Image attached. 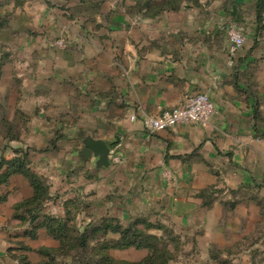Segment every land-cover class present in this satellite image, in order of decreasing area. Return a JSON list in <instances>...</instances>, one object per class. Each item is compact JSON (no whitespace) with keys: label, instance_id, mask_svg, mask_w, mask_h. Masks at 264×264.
Wrapping results in <instances>:
<instances>
[{"label":"crops","instance_id":"obj_1","mask_svg":"<svg viewBox=\"0 0 264 264\" xmlns=\"http://www.w3.org/2000/svg\"><path fill=\"white\" fill-rule=\"evenodd\" d=\"M254 5L183 1L178 10L155 16L134 10L132 0L11 5L9 28L0 34L6 41L0 42V60L7 58L0 91L7 106L26 117L22 142L12 143L47 149L55 142L29 157L50 196L38 217L15 210L33 195L26 178L12 175L4 189L0 264H38L40 249L58 246L41 226L43 214L72 218L79 230L103 218L124 223L147 217L174 232L198 233L205 260L211 249L225 258L230 252L220 249L253 234L259 209L238 197H264V28L256 31ZM225 21L245 27L231 64ZM58 40L66 47H56ZM198 92L214 105L207 126L143 128V117ZM86 137L115 150L120 163L109 155L108 166L97 167V158L80 156ZM207 190L222 200L203 206Z\"/></svg>","mask_w":264,"mask_h":264},{"label":"rangeland","instance_id":"obj_2","mask_svg":"<svg viewBox=\"0 0 264 264\" xmlns=\"http://www.w3.org/2000/svg\"><path fill=\"white\" fill-rule=\"evenodd\" d=\"M22 1L24 2V0H0V25H4V29H2L3 31L9 28L10 15L12 13L11 9L13 8L11 5H14V7H21ZM30 1L32 2L33 0ZM232 14L233 13L231 12V15ZM229 23L231 22H224V28H222L223 32ZM2 30H0V34ZM0 42L5 43L6 41L1 38ZM54 45L56 46L55 43ZM6 60L7 58H3V56L0 60V77L2 75L1 68L5 62H7ZM4 101L5 93L0 91V158L8 161L6 156L8 154H13V158L17 157L25 159L26 157L29 158L32 156L33 153H39L46 150L26 148L24 145L12 143V141H16L17 143L22 142L25 133L21 129L24 128L26 117L23 115H16L13 109L9 108L7 102ZM15 125L16 127L18 126L17 129L15 128ZM54 142L55 141L50 144L51 148L47 147V151L53 148ZM7 186L8 185L6 184L0 188V196L4 195L5 199L8 196V194H4V191H6L4 189H6ZM214 193L215 190L212 192L207 190L205 192L207 199L203 202V206H206L213 199L216 201L222 200L220 195L216 197L213 196ZM230 194L232 197L235 196L233 195V191H230ZM238 199L241 200V202L244 200L248 201L249 199L257 205L259 209L257 224L254 228L253 234L250 236L245 235L232 247L220 249L222 252H230L228 255L227 253L223 254L225 258H222V261L221 259L218 260L216 257L218 255V258H221L220 254H217L215 251L217 249L209 250V260L202 259L203 253L196 243L197 237H199L198 233H195L194 235H185L183 229L180 227L174 232L172 228H169L160 222L159 224L163 227L161 230L152 227L147 228V223H151V225H153V223L147 217H139V220L131 219L130 221L119 223L124 227L123 229L126 230L128 237L137 238L140 235H146L159 238V241L152 240L147 242L145 246L149 248L137 249L135 247H128L124 249H112L109 252L108 249L106 253L108 252L109 257L111 258L110 261L105 259V255L107 254L105 253L104 245L97 244L95 240H92V243H90L89 246L86 245V248L81 250L75 248L74 250H71L72 252H70L68 256L62 255L63 253L61 252H50L48 258H42V261L38 264H147V262H149V264H152V262L153 264H264V197L260 196L259 192H257L256 195L251 197L240 195ZM220 203L224 202L221 201ZM226 204H231V202L228 200V203ZM140 219L145 220L146 223L142 224ZM98 224H100L99 221L92 225ZM189 231L190 230H187V232ZM112 235L113 236L109 235L107 239L110 240L111 237L113 238L112 242H114L116 241L117 236L114 234ZM246 239L247 241H245ZM98 240V243H102L105 239L101 241L102 238H98ZM131 242H134V240ZM56 248H58V246L50 249ZM246 250H248L247 253ZM169 254L171 255V258L168 257ZM146 259L150 261H145Z\"/></svg>","mask_w":264,"mask_h":264},{"label":"trees","instance_id":"obj_3","mask_svg":"<svg viewBox=\"0 0 264 264\" xmlns=\"http://www.w3.org/2000/svg\"><path fill=\"white\" fill-rule=\"evenodd\" d=\"M132 1L134 2V6H133L134 10L141 11L142 9H145L148 15L155 16L156 14L162 11L178 10L183 1H191L195 3L197 0H161L160 2H154L152 0H132ZM254 7L256 12V25H257L256 31H261L264 28L262 25L264 0H255ZM3 26L2 24L0 25V30L4 29ZM255 119L259 120V116L256 115ZM46 151L47 149L43 150L42 152H46ZM29 165H30V161L28 157H26L25 159L16 157L8 161L0 158V188L8 184L9 178L12 175L19 174L22 175L24 178H26L30 187L33 190V195L28 200L23 201L22 203L17 205L15 207V210L17 211L20 209H24L25 212L28 213L30 218H32L33 220L34 217L36 218V216L38 217L40 215V212L44 208V203L50 199V196L48 193V186L46 185L45 180L41 176H38L37 174L32 172ZM201 195L206 197L205 192ZM4 197H5L4 195L0 196V203L5 200ZM207 205H209V203ZM41 216L43 218V221L41 222V226L44 227L47 231V234L58 243V248L56 249H40L38 251V254L42 258L44 257L48 258L50 252L52 253L61 252L63 253L62 255L68 256L70 252H72L71 250H74L75 248H78L80 250L84 249L86 248V245L89 246L92 240H95L97 244L100 245L103 244L105 253L108 249L109 252L112 249H124L128 247H135L137 249L149 248L145 246L147 242H150L152 240L159 241V238L155 236L150 237L146 235L143 236L140 235L141 237L139 236L137 238L128 237L126 234L127 233L126 230L123 229L124 227H122L119 221L115 218H103L99 222L100 224L92 225V227L86 226L83 229L79 230L74 226L72 218L69 217L59 218L47 214H43ZM136 220H139V218ZM140 221L142 222V224L146 223V221L143 219H140ZM146 227L147 228L152 227L158 230L163 229V227H161L160 225H154V224L151 225V223L150 224L147 223ZM112 234L117 236V239L114 242H112L113 238L111 237L110 240L107 239L109 235L113 236ZM98 238H102L101 241L105 239L103 241L104 243L103 242L98 243L99 242ZM132 240H134V242H131ZM108 252L106 253L107 255H105V259L111 261ZM216 253L218 254V252ZM168 257L171 258V255L169 254ZM216 257L218 260L221 259L222 261V258H218V255ZM147 259L145 261H150ZM122 264H127V263H122ZM147 264H149V262H147Z\"/></svg>","mask_w":264,"mask_h":264},{"label":"built area","instance_id":"obj_4","mask_svg":"<svg viewBox=\"0 0 264 264\" xmlns=\"http://www.w3.org/2000/svg\"><path fill=\"white\" fill-rule=\"evenodd\" d=\"M224 28V26L222 27ZM225 37L229 42V57L231 58L243 46L245 40V27L242 24L229 23L224 30ZM59 48H65L63 40L55 42ZM214 114V105L207 93L198 92L186 98L184 104L163 110L154 117H143L142 125L148 132H158L171 130L178 126L200 125L207 126ZM134 120V117H131ZM115 150H111L112 161L120 163V158L114 155ZM164 177L169 178L168 171L163 172Z\"/></svg>","mask_w":264,"mask_h":264},{"label":"water","instance_id":"obj_5","mask_svg":"<svg viewBox=\"0 0 264 264\" xmlns=\"http://www.w3.org/2000/svg\"><path fill=\"white\" fill-rule=\"evenodd\" d=\"M109 155H111V150L103 141L90 137L84 139L83 148L80 152V156L84 159L93 156L97 158V167H107L109 164Z\"/></svg>","mask_w":264,"mask_h":264}]
</instances>
